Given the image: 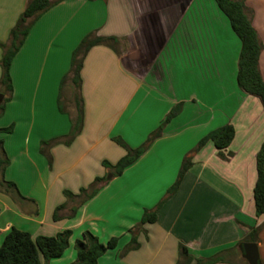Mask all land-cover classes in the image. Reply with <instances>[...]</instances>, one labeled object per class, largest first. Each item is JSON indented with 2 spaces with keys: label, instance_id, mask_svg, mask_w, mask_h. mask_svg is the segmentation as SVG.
Here are the masks:
<instances>
[{
  "label": "crops",
  "instance_id": "crops-1",
  "mask_svg": "<svg viewBox=\"0 0 264 264\" xmlns=\"http://www.w3.org/2000/svg\"><path fill=\"white\" fill-rule=\"evenodd\" d=\"M27 2L0 0V59ZM244 3L264 45V0ZM89 32L118 42L114 48L95 44L85 54L78 90L83 127L69 145L48 148L49 163L40 143L62 139L70 129L76 114L71 54ZM240 47L214 0H57L33 23L10 64L12 92L0 114V127L12 125L11 132H0L9 159L0 175V243L11 227L32 237L70 229L68 247L48 262L69 264L75 239L89 230L101 242L118 237L97 264H177L180 243L195 258L221 252L225 260L215 264H249L237 244L247 227L260 226L256 244L264 264V214L256 216L253 197L264 106L237 85ZM259 69L264 79V47ZM65 83L70 85L62 92ZM135 98L140 120L126 128ZM180 101L181 111L161 136L70 216L75 202L63 190L78 193L109 171L102 160L115 163L125 154L111 137L138 146ZM226 123L235 130L222 151L226 157L211 141L196 152L176 192L157 209L154 222L135 232L137 247L126 251L128 230L174 182L184 155ZM2 179L14 182L18 192L6 189Z\"/></svg>",
  "mask_w": 264,
  "mask_h": 264
},
{
  "label": "trees",
  "instance_id": "trees-1",
  "mask_svg": "<svg viewBox=\"0 0 264 264\" xmlns=\"http://www.w3.org/2000/svg\"><path fill=\"white\" fill-rule=\"evenodd\" d=\"M218 8L228 18L230 26L237 37L240 39L241 47L238 55L236 82L239 88L248 95L258 98L264 106V79L259 69V56L264 45L258 37L256 29L253 27L249 10L247 9L244 0H214ZM57 0H28L23 11L19 15L16 23L10 29L8 41L6 44H1L4 48L1 59V77H0V95L3 99L0 103V114L4 110L5 102L9 100L12 85L10 76V64L24 42L29 29L36 19L50 8ZM118 38L115 36H100L94 35L93 32L87 33L75 47L71 54L69 72L71 80L76 90H79L81 79L80 71L83 64V59L90 47L95 44H104L112 48L117 44ZM7 93V96L4 94ZM76 114L70 119L71 125L68 133L61 139L55 137L48 140H43L40 143V152L48 157L50 156L48 148L55 143L62 142L69 145L73 139L80 133L83 127V101L82 97L75 98ZM183 102L180 101L174 104L167 112L162 121L155 129L149 132L144 141L136 147H130L121 137L114 136L112 139L125 149V154L121 156L115 163H110L107 160H102V165L109 169L112 176L120 175L123 170L138 159L152 144V142L161 136L164 127L174 118L182 109ZM62 111V107L58 106ZM12 131V125L8 127H0V132L9 133ZM234 127L231 123H226L216 127L203 135L197 143L184 155L181 165L174 182L167 188L165 194L151 208H145L139 222L135 227L128 231L132 233L129 244L125 250L137 247L135 232L142 227L146 222H154L156 220V211L163 202L172 196L178 189L180 182L185 172L192 165L193 155L198 152L208 141H211L214 147L218 150V155L225 158L222 152L231 143L234 138ZM9 159L3 148V139L0 138V175L3 176L5 167L8 165ZM256 170L257 179L253 188V197L255 205V214L257 217L264 214V140L256 155ZM105 180L104 176L95 177L93 181L86 187H80L78 193H73L67 189L63 190L67 200L75 202L71 207L70 216L74 215L78 207L85 201L93 197L101 187ZM2 184L6 189L11 188L17 190L14 182L2 179ZM64 208V205H58L53 212V219L58 218V211ZM241 224V223H240ZM260 226L247 227V232L238 246L245 242H257ZM72 234L70 229H63L52 236L38 235L32 237L31 234L16 227H11L5 234L0 244V264H48L49 260L60 256L68 247V241ZM118 237L112 236L106 242H101L96 235L89 230H84L79 238L74 241L76 257L69 264H97L98 258L107 250L116 247ZM236 245V246H237ZM229 249H226V251ZM195 260L196 264H215L222 262L221 252L216 253L207 258H195L189 253L188 248L183 244H179L177 264H189ZM260 260H259V263Z\"/></svg>",
  "mask_w": 264,
  "mask_h": 264
},
{
  "label": "rangeland",
  "instance_id": "rangeland-1",
  "mask_svg": "<svg viewBox=\"0 0 264 264\" xmlns=\"http://www.w3.org/2000/svg\"><path fill=\"white\" fill-rule=\"evenodd\" d=\"M69 83H65L64 84V86H63V88H62V92H66L68 89V87H69ZM70 88H72V96L73 97H78L79 96V92H78V90H76L73 86H71ZM67 101H66V99L65 100H63L62 99V101H61V104H62V106L63 107H67V103H66ZM138 103H137V100H136V98L133 100V102L130 104V106H129V109H128V111H127V113L129 114V119H128V122L126 123V128H129V127H131L132 128V125H135V124H138V121L140 120V118H139V106L137 105ZM140 105V104H139ZM151 107V106H150ZM140 112H141V110H140ZM132 122V123H131ZM149 134V133H148ZM117 136H119V135H117ZM112 137H114V136H112ZM111 137V138H112ZM119 137H121V136H119ZM147 137V136H146ZM122 138V137H121ZM123 139V138H122ZM113 140V139H112ZM124 140V139H123ZM113 142H115L114 140H113ZM142 143V142H141ZM140 143V144H141ZM115 144H117L118 146H120L117 142H115ZM121 147V146H120ZM121 148H123V147H121ZM110 174V172L109 171H107L105 174H104V178L105 179H107L106 177L108 176ZM1 244V243H0Z\"/></svg>",
  "mask_w": 264,
  "mask_h": 264
},
{
  "label": "water",
  "instance_id": "water-1",
  "mask_svg": "<svg viewBox=\"0 0 264 264\" xmlns=\"http://www.w3.org/2000/svg\"><path fill=\"white\" fill-rule=\"evenodd\" d=\"M1 101H2V95H0V103ZM111 177H112V173H110L106 178L110 179ZM243 254L249 264L259 263L258 247L255 242L243 243Z\"/></svg>",
  "mask_w": 264,
  "mask_h": 264
}]
</instances>
